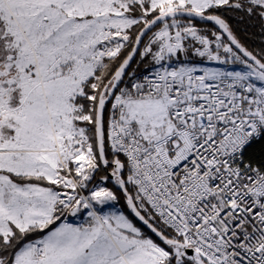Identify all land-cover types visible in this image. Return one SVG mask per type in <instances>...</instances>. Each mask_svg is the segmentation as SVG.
Segmentation results:
<instances>
[{
    "label": "snow or ice",
    "instance_id": "obj_1",
    "mask_svg": "<svg viewBox=\"0 0 264 264\" xmlns=\"http://www.w3.org/2000/svg\"><path fill=\"white\" fill-rule=\"evenodd\" d=\"M0 264H264V0H0Z\"/></svg>",
    "mask_w": 264,
    "mask_h": 264
},
{
    "label": "trees",
    "instance_id": "obj_2",
    "mask_svg": "<svg viewBox=\"0 0 264 264\" xmlns=\"http://www.w3.org/2000/svg\"><path fill=\"white\" fill-rule=\"evenodd\" d=\"M233 23L236 24V27L240 29L242 39H244L246 44L253 48L258 47L261 44V37L258 34L255 36L250 35L252 32H258L257 29H252L246 27L245 25L237 24L236 21H233ZM245 33H248V35H245Z\"/></svg>",
    "mask_w": 264,
    "mask_h": 264
}]
</instances>
